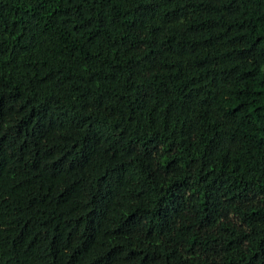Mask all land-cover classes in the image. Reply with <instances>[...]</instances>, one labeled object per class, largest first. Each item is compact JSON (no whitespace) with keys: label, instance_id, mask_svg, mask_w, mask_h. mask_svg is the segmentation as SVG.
Listing matches in <instances>:
<instances>
[{"label":"trees","instance_id":"obj_1","mask_svg":"<svg viewBox=\"0 0 264 264\" xmlns=\"http://www.w3.org/2000/svg\"><path fill=\"white\" fill-rule=\"evenodd\" d=\"M0 264H264V0H0Z\"/></svg>","mask_w":264,"mask_h":264}]
</instances>
